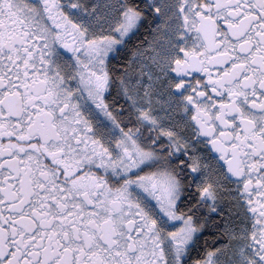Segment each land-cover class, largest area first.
Listing matches in <instances>:
<instances>
[{
  "label": "snow or ice",
  "instance_id": "1",
  "mask_svg": "<svg viewBox=\"0 0 264 264\" xmlns=\"http://www.w3.org/2000/svg\"><path fill=\"white\" fill-rule=\"evenodd\" d=\"M0 264H264V0H0Z\"/></svg>",
  "mask_w": 264,
  "mask_h": 264
}]
</instances>
